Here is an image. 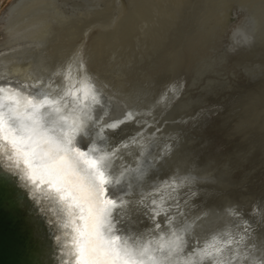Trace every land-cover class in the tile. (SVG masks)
<instances>
[{
  "label": "bare ground",
  "instance_id": "1",
  "mask_svg": "<svg viewBox=\"0 0 264 264\" xmlns=\"http://www.w3.org/2000/svg\"><path fill=\"white\" fill-rule=\"evenodd\" d=\"M126 2L127 6L123 0H108L104 8L81 11L78 6L74 10L76 5L72 9V0H14L6 9L0 25L3 36L0 59L4 62L0 64V88L11 89L20 96L42 99L48 95L49 99L60 101L57 107L63 110V114L79 116L76 123L81 125V130L75 133L73 140L77 148L88 151L95 145L94 156L118 149L109 161L110 174L118 176L124 168L142 167V176L138 177L135 171L127 174L122 188L130 191L131 194L124 197L130 203L115 210L123 214L117 228L125 230L116 234L124 239L131 237L129 244L134 240H139L142 245L148 244L149 241H158L161 235L165 240L174 239L173 231L177 235L183 232L184 251L178 264H184L189 257L196 264H214V261L227 262L237 255V245L229 247L226 242L233 237L238 240L243 234L246 240L244 246L239 247V256L247 257L244 264L253 261L264 264V200L260 203L261 215L253 217L250 210L253 211L256 203L252 195L247 196L242 190L250 183L256 169L243 173L238 179L236 176L240 170H245L243 165L256 150L264 155V145L256 146L255 151H247L242 158V152L237 154L238 151L229 156L227 148H234L236 141L230 138L231 134L225 137L223 134L224 144L217 145L214 141L209 142L206 127H203L208 116L217 113L216 105H230L233 108L231 116L237 120L234 125L239 129L232 127L224 131L236 130L242 138L264 140V20L261 17L245 19L240 27L261 49L257 61L250 62L249 56L245 55L246 60L241 62V70L248 76L253 75L257 64L260 65V76L253 84L239 87L243 82H250L241 76L239 70L230 78L217 76L214 60H211L201 64L185 90L172 72L174 68L167 63L178 61L180 40L171 42L170 34L190 0ZM259 13L262 16V12ZM93 31L96 32L90 36L86 47ZM132 44L139 49L126 53V48H132ZM167 44L175 49V53L168 59L164 54V60H159L164 64L162 68H152ZM106 46L111 50L110 54ZM118 47L122 50L116 53ZM86 55L90 58L83 59ZM107 55L117 58L112 57L113 64H119L117 56H123V67L120 68L125 70L113 69L109 64L111 73L99 69L96 63ZM130 68L139 71L135 73ZM220 88L238 91L237 97L230 93L222 103H212L214 90ZM191 91L202 95L181 100ZM5 95L0 92V99ZM130 113L132 119H128ZM114 123L116 128L108 127ZM125 144L127 147H123ZM0 146L4 151L6 146L11 147L2 140ZM4 154L8 155V152ZM13 160L17 167L22 161L24 166L21 168L27 173L22 158L15 156ZM19 178L30 204L38 208L44 225L52 228L61 223L62 228L63 222L68 220L63 206L54 198H40L45 191L39 190L27 175ZM120 188L110 187L113 198L123 195ZM153 199L156 204L152 203ZM245 199H252L246 207L241 202ZM158 205L167 212L156 216L151 209L159 211ZM170 218H173L171 223ZM255 220L257 225L250 229L249 221ZM157 222L161 224L160 229L155 228ZM77 223L81 222L77 220ZM188 225L191 227L184 232ZM249 229L252 231L247 233ZM60 230L57 228V232ZM66 234L71 246L64 248L67 253L61 252L58 259L60 264H73L70 256L74 253L76 264L71 227ZM252 236H257L255 240L260 241L252 240ZM214 239L219 241L215 246L222 251L201 260L195 250L204 248ZM156 246L155 243L151 245Z\"/></svg>",
  "mask_w": 264,
  "mask_h": 264
},
{
  "label": "snow or ice",
  "instance_id": "2",
  "mask_svg": "<svg viewBox=\"0 0 264 264\" xmlns=\"http://www.w3.org/2000/svg\"><path fill=\"white\" fill-rule=\"evenodd\" d=\"M0 92L6 94L0 99V140L11 145L16 155L23 159L29 179L33 183L39 181V184L47 185L48 194H52L63 206L68 217L63 226L71 227L74 233L72 243L77 254L76 264H178L180 254L184 251L183 232L177 235L173 231L174 239L165 240L161 235L158 241L143 245L139 240L129 244L131 237L124 239L122 235L116 234L125 230L117 228L123 214L115 210L130 203L124 197L131 193L123 191L122 183L131 171H135L138 177L142 176L141 166L134 170L124 168L118 176L110 174L109 161L115 157L118 149L94 156L95 145L88 151L77 148L73 140L75 133L81 130V125L76 123L79 116L63 114V110L57 107L60 101L49 99L48 95L42 99L20 96L11 89L0 88ZM72 95L75 96V93ZM93 100L99 102L95 97ZM5 101L10 103L6 104ZM44 109L50 111H42ZM132 118L130 113L128 119ZM108 127L116 128L117 124ZM115 186H121L119 190L123 192L122 196L113 198L110 187ZM152 203L156 204L155 199ZM157 207L159 211L151 209L156 216L160 212H167V209L159 205ZM77 220L81 223L78 224ZM190 227L186 226L183 231H188ZM155 228L160 229L161 224L157 222ZM245 240L243 234L238 240L234 237L227 240V246L237 245V255L227 262L214 261V264H244L247 257L239 256V247L244 246ZM153 243L157 246L151 247ZM218 243L214 239L204 248H197L195 254L201 260L212 258L214 252L218 255L222 251V248L215 246ZM184 264L196 262L189 257Z\"/></svg>",
  "mask_w": 264,
  "mask_h": 264
},
{
  "label": "rangeland",
  "instance_id": "3",
  "mask_svg": "<svg viewBox=\"0 0 264 264\" xmlns=\"http://www.w3.org/2000/svg\"><path fill=\"white\" fill-rule=\"evenodd\" d=\"M13 1L14 0H0V25L2 24L3 16L6 9ZM126 1L127 0H123L125 6L128 5ZM73 2L76 4H74ZM72 4L74 5L72 6L73 7L72 9H74L76 5L74 10H76L78 6V9H80L81 11H86V9L87 10L89 9L88 11H90L93 10V7L94 9L99 7H100L99 9L104 8L105 5L108 4V0H93V1L91 0V2L89 0H85V1L72 0ZM68 5L69 7H71L70 4ZM263 5H264V0H190L189 3H186V5L183 8L184 10L182 15H180V17L181 16L182 17L176 19L175 25L176 24L177 25L172 29V32L170 34L172 36L170 40L171 42L173 41L177 42L178 40H180L179 43L180 46L178 47L179 49L177 48L180 52L177 55L178 61L176 63L174 62L167 63L169 64L168 65L169 67L172 66V68H174L172 69V72H175L176 76H178V79L180 80V83L184 87V89L185 88L187 89L189 87L190 82L193 79L194 73L201 66V64L206 62L208 63L211 60H214V68H215L214 73L217 76L230 78L232 74L235 75V73H237L239 70L242 73L241 76H243L244 78H248L250 84L243 82L242 84L238 85L239 87L241 86L249 87L251 84H253L255 80L258 79V77L260 76L259 72L261 71V67L259 64L255 66L254 73L252 76H248V74H244L243 71L241 70V62L243 60H246L245 55L249 56L250 62L257 61L260 58L259 52L261 51V49L256 44L255 41L251 40V38L248 37V35L244 30L240 29V27L243 20L245 19H250L252 17H261L262 20H264ZM258 11L262 12L261 15L263 17L260 16V13ZM141 24L143 25V23ZM95 32L96 31L90 33L88 40L85 43L86 47H88L89 42L91 40L90 36L94 35ZM134 39L132 41H134ZM2 40H3V36L0 33V41ZM106 48H107V53L110 54L111 50H108L107 46ZM130 48L131 46L126 48L127 51L126 50L124 51H126V53H129L130 50L137 51L139 49V46L136 45L134 46L132 44V48L134 49L132 48L130 49ZM121 50H122L121 47L116 48L117 51L116 53H118ZM174 53H175V49L173 47L170 48V44H167L166 48L161 53V57L158 56L151 67L152 68L158 67L159 69L162 68L164 64H162V62L159 60H161L164 57V54L167 56L166 59H168L169 56H171V54ZM112 57L113 59L116 58V57L114 58V56L111 55L104 56L102 58L103 61L100 62L98 61L96 63L97 64L96 66L99 69H105L106 74H108V72L111 73L112 68L116 70L118 69L125 70L120 68V66L123 67V61H124V59L122 58L123 56H117L118 59L120 60L119 64H113V62L115 61L112 59ZM89 58H90L89 55L83 57V59H89ZM108 64L112 65L111 66L112 68L109 69L108 67L110 66ZM158 68H156V70H158ZM129 70L135 73L139 71L135 68H130ZM230 83H232V80L230 81ZM222 89L223 88L215 89L217 92L214 90V99L212 103H222L227 98V95H229L230 93L237 97L238 91L230 92ZM191 92L192 93L184 94L181 100L195 99L197 96L202 95V93H198L197 91H191ZM232 109L233 108L230 105L228 106L216 105L215 110L217 111V113L210 115V117L208 116L203 127H206L205 133L209 139V142L214 141L215 144L217 145L224 144L223 134L224 137L228 136V134H231L230 138L232 137L236 141L234 142L235 143L234 148L233 147L227 148L228 155L230 156L231 154H236L238 151L237 154L242 152V154L240 155V157L242 158L243 156L247 155V151H251V150L255 151L257 148L256 146L261 145L262 147V145H264V140L258 141L257 139H250V138L246 139L244 137L242 138L241 135H237L236 130L239 128L234 125L237 122V120L235 118H232L231 116L233 113ZM232 127L236 130H232L229 133L224 131V130H229ZM222 131H224V133H222ZM246 162L247 163L243 165L246 166L245 170L244 171L240 170L236 174V176L238 175L237 176L238 179L240 175H244L246 172L252 170L253 168L256 169V171H254L255 173L253 174L254 176H251L249 179L250 183L244 185L245 187H243L242 190H244L243 191L244 193L246 192L245 195L250 197L251 195L253 196L252 199H254L256 203V207L253 209V211L251 209L250 213L253 214L251 216L259 218L258 216L261 215L260 206H262L260 205V203L263 202L264 200V163H261L264 162V155L260 150H256V152L253 155H250L247 158ZM260 163L262 164L261 166L259 165ZM258 165L259 168L256 167ZM252 199L250 201L245 199L241 202H243L242 204L245 203L244 206L246 207V205H248L249 202H252ZM255 210H257L256 211L257 213L255 212ZM249 223L251 226L250 229L254 228L257 225L256 224L257 220L249 221ZM250 229L247 230L246 232L247 233L251 232L252 230ZM255 238H257V236L251 237V239L252 240L254 239V241L257 242L260 241V239L255 240Z\"/></svg>",
  "mask_w": 264,
  "mask_h": 264
},
{
  "label": "water",
  "instance_id": "4",
  "mask_svg": "<svg viewBox=\"0 0 264 264\" xmlns=\"http://www.w3.org/2000/svg\"><path fill=\"white\" fill-rule=\"evenodd\" d=\"M5 148L8 155L0 146V264H60L58 255L64 251L67 253L64 248L71 246L66 234L70 227L61 228V223L52 228L44 225L38 208L30 204L19 183L20 175H27L21 168L24 166L22 161L17 167L13 160L17 156L14 150L10 146ZM18 158L21 160V157ZM35 185L45 191L40 198H53L52 194H48L47 185H41L39 181ZM59 227L61 230L57 232ZM71 258L74 264V253Z\"/></svg>",
  "mask_w": 264,
  "mask_h": 264
},
{
  "label": "flooded vegetation",
  "instance_id": "5",
  "mask_svg": "<svg viewBox=\"0 0 264 264\" xmlns=\"http://www.w3.org/2000/svg\"><path fill=\"white\" fill-rule=\"evenodd\" d=\"M3 63H4V62H3V60H2V59H0V64H2V65H3Z\"/></svg>",
  "mask_w": 264,
  "mask_h": 264
}]
</instances>
